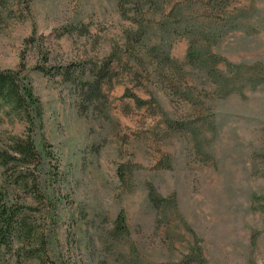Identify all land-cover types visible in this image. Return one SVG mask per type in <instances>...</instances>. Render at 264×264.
<instances>
[{
  "label": "rangeland",
  "instance_id": "374dc122",
  "mask_svg": "<svg viewBox=\"0 0 264 264\" xmlns=\"http://www.w3.org/2000/svg\"><path fill=\"white\" fill-rule=\"evenodd\" d=\"M207 1L0 0V70L41 103L33 124L0 116V150L31 138L44 156L7 171L34 173L32 187L7 186L0 166L32 230L0 264H264V0L219 15ZM228 16L241 27L211 44L177 23ZM201 46L229 78L225 63L241 66L236 93L187 61ZM150 186L177 208L155 209ZM122 210L129 232L115 236Z\"/></svg>",
  "mask_w": 264,
  "mask_h": 264
},
{
  "label": "trees",
  "instance_id": "16d2710c",
  "mask_svg": "<svg viewBox=\"0 0 264 264\" xmlns=\"http://www.w3.org/2000/svg\"><path fill=\"white\" fill-rule=\"evenodd\" d=\"M229 1L230 0H208L206 3H199H202L204 7L212 9V11L218 14L220 10L225 9L226 6L230 5ZM152 3L153 0H150L149 4ZM180 4H182V1L177 2L176 5L171 8L167 17L179 16ZM235 20V17L228 16L227 19L221 18L220 20H217L215 18H210L209 21L197 22L193 20L192 23L180 19L177 23L179 27L182 24L186 25L182 30L193 36L191 39V45H194L201 39H204L209 44L214 43L219 36H222L228 31L239 29L241 25L236 23ZM186 59L189 63L201 64L203 69H206L207 76L211 81L218 85V89L223 92L224 96L236 93L235 87H237V81H241V79H236L237 76L235 75H238L237 71L241 68L240 65H232L229 62L225 63L227 69H233L230 71L233 73V77L229 78L228 72L218 66L220 59L219 56L211 53V51H209L207 47L205 48V46H201V49H189ZM111 61L112 60L107 64V68L111 65ZM40 70L43 73H51L50 71L45 70V68H40ZM256 83H259V81ZM252 87L254 88L255 84ZM12 113L25 119L30 124H33L35 118H38L41 114V103L35 96L28 82L20 76V72L10 69L0 70V116L2 114ZM47 150L48 144L45 143V151ZM21 160H23L25 165H29L27 166V171L32 172H34V170H31V168H38L44 160V156L37 150L35 143L31 138L26 141H15L14 145L11 147V151L0 150V166L5 169L6 173L9 169H12V165L18 166V163ZM14 171L15 170H13L12 174L16 175L14 178L11 174L8 175V173H5L4 175L7 186L16 185L21 186L22 188L25 186H36L38 179H36L37 177L34 176V173L29 176L30 178H24L22 176L23 172L15 174L16 172ZM6 185H0V246L4 245L7 249H12L16 242L20 245L26 239L28 240L32 230L23 215V210L26 206L19 202V195L15 192H11ZM47 192L48 191L46 190V198L41 199L40 202H46L48 206H50V209H54L55 206H53L52 199L46 194ZM148 197L157 210H164L167 207H170V202H173L174 207L177 208L174 196L163 197L153 186H150L149 188ZM128 232L129 228L126 224L124 211L122 210L118 213L114 222L113 234L117 236L127 234ZM17 250H15V253L18 256L17 259H20L21 257L34 258V255H36L35 251H24L22 253V249ZM186 257H189V255ZM45 264L66 263L61 261V259H58L57 261L49 260L48 262H45ZM179 264H190V262L186 261Z\"/></svg>",
  "mask_w": 264,
  "mask_h": 264
}]
</instances>
